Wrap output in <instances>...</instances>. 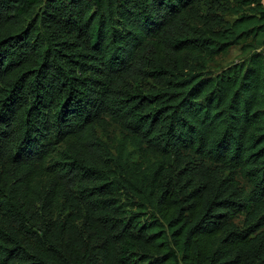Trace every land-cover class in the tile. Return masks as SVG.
I'll use <instances>...</instances> for the list:
<instances>
[{"label": "trees", "instance_id": "1", "mask_svg": "<svg viewBox=\"0 0 264 264\" xmlns=\"http://www.w3.org/2000/svg\"><path fill=\"white\" fill-rule=\"evenodd\" d=\"M0 264H264L263 0H0Z\"/></svg>", "mask_w": 264, "mask_h": 264}, {"label": "rangeland", "instance_id": "2", "mask_svg": "<svg viewBox=\"0 0 264 264\" xmlns=\"http://www.w3.org/2000/svg\"><path fill=\"white\" fill-rule=\"evenodd\" d=\"M246 55L239 46H232L226 53L219 55L215 59L211 69L213 72H217L225 66L242 60Z\"/></svg>", "mask_w": 264, "mask_h": 264}]
</instances>
